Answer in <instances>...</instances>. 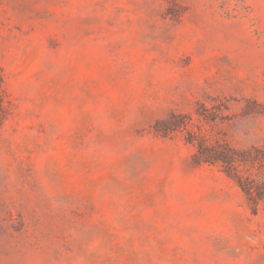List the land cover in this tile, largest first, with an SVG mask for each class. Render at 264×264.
Wrapping results in <instances>:
<instances>
[{"label": "rangeland", "instance_id": "374dc122", "mask_svg": "<svg viewBox=\"0 0 264 264\" xmlns=\"http://www.w3.org/2000/svg\"><path fill=\"white\" fill-rule=\"evenodd\" d=\"M0 264H264V0H0Z\"/></svg>", "mask_w": 264, "mask_h": 264}, {"label": "trees", "instance_id": "16d2710c", "mask_svg": "<svg viewBox=\"0 0 264 264\" xmlns=\"http://www.w3.org/2000/svg\"><path fill=\"white\" fill-rule=\"evenodd\" d=\"M6 115H7V107L4 102L3 89L0 83V126L2 125L3 120L6 117Z\"/></svg>", "mask_w": 264, "mask_h": 264}]
</instances>
